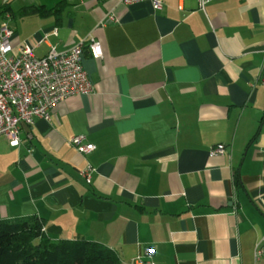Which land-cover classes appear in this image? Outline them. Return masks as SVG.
I'll return each mask as SVG.
<instances>
[{"label":"crops","instance_id":"1","mask_svg":"<svg viewBox=\"0 0 264 264\" xmlns=\"http://www.w3.org/2000/svg\"><path fill=\"white\" fill-rule=\"evenodd\" d=\"M60 1L0 0L12 55L102 50L83 48L91 91L22 125L17 147L0 136V218L36 215L119 264H149V247L155 264H264V0Z\"/></svg>","mask_w":264,"mask_h":264},{"label":"built area","instance_id":"2","mask_svg":"<svg viewBox=\"0 0 264 264\" xmlns=\"http://www.w3.org/2000/svg\"><path fill=\"white\" fill-rule=\"evenodd\" d=\"M140 1H149L154 9L161 7L159 0H121L125 5ZM210 0H197L201 9ZM107 20L114 21L112 14ZM13 29L6 22H0V136H4L9 145L17 147L21 143L22 125H32L35 118L49 119L51 110L61 100L88 93L92 89L91 82L82 65V52L88 44L94 58L102 57L99 41L89 37L66 50L51 47L44 56H36L32 47L23 42L20 53L12 55ZM77 152L87 154L95 145L82 135L72 136L69 140ZM224 145L217 144L211 155L224 153ZM93 168L87 165L81 175L89 182ZM264 248L256 251L258 258ZM154 248L145 250L149 264H155L151 257Z\"/></svg>","mask_w":264,"mask_h":264},{"label":"trees","instance_id":"3","mask_svg":"<svg viewBox=\"0 0 264 264\" xmlns=\"http://www.w3.org/2000/svg\"><path fill=\"white\" fill-rule=\"evenodd\" d=\"M45 12L42 5L22 9V14ZM43 226L36 215L0 218V264H119L117 254L104 244L86 239L51 240Z\"/></svg>","mask_w":264,"mask_h":264},{"label":"rangeland","instance_id":"4","mask_svg":"<svg viewBox=\"0 0 264 264\" xmlns=\"http://www.w3.org/2000/svg\"><path fill=\"white\" fill-rule=\"evenodd\" d=\"M12 1H15V5H16V3L17 4H22V3H25V4L28 3L29 4V3L35 1V2L46 4L47 6H51L60 0H12ZM1 2H4V1H1Z\"/></svg>","mask_w":264,"mask_h":264}]
</instances>
